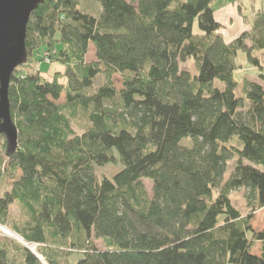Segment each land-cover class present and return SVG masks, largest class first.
I'll list each match as a JSON object with an SVG mask.
<instances>
[{
  "label": "trees",
  "instance_id": "1",
  "mask_svg": "<svg viewBox=\"0 0 264 264\" xmlns=\"http://www.w3.org/2000/svg\"><path fill=\"white\" fill-rule=\"evenodd\" d=\"M96 1L98 16L44 0L28 21L25 67L40 53L61 70L10 78L18 147L0 146V192L18 178L0 224L17 204L12 230L37 247L0 239V264H264V13L226 42L218 0ZM239 52L259 81L234 78Z\"/></svg>",
  "mask_w": 264,
  "mask_h": 264
},
{
  "label": "rangeland",
  "instance_id": "2",
  "mask_svg": "<svg viewBox=\"0 0 264 264\" xmlns=\"http://www.w3.org/2000/svg\"><path fill=\"white\" fill-rule=\"evenodd\" d=\"M127 1L135 2L136 0H127ZM233 1L234 0H219L217 3H221L220 12L223 14V10L224 11L227 10L230 7V5L233 3ZM241 1H242V6H241L242 9H240V7H239V9L237 8L236 10L238 11V14L236 15V13H234L231 20H229V22L231 25L232 22L238 21V19H240L244 23L248 22V25H246V26H248V28H249V26L252 24V22L264 13V0H257L256 2H255V0H253V3L251 2V0H241ZM78 2H79V9L82 13L89 14L92 16H98L101 12L100 4L96 0H78ZM214 6H215L214 8H216L217 4ZM227 15L224 16L225 21H223V22L227 21V19H228ZM194 32L198 33V29H197L196 25L194 26ZM225 38H228V37H225ZM85 61H86V63H91V62L95 61L93 45L89 46V52L85 58ZM236 63L240 67V72H237L234 75V78L237 81H239V80L241 81L243 79L259 81L258 80V75L260 74L259 70H257V69L255 70L253 67L251 68V66L247 63V59H246V56L244 53L239 52ZM25 66H26V64L19 67L16 70H19L23 74H35V71L38 70L40 72V74L44 78H47V79H50L55 72H58L61 70V68L58 65L51 64V63L48 64V63L44 62V60H41V54L40 53H38L36 55V59L34 58L32 60V63L30 64V66H28V67H25ZM191 66H192V64H190V63H188V65L183 64L182 69H184V70L190 69L191 70L192 69ZM250 70H253V73H251ZM103 82H104L103 77L99 76L97 79V86H99ZM112 83H113V86L116 90H120L122 88V79L119 75H115L112 77ZM216 84L219 86V88L223 87V85L218 83V82ZM55 103L58 105L63 104L64 103V95H62L61 98ZM82 119L84 121H82ZM85 122H86V119L84 117H82L81 114H79L78 118L72 122V127L74 128L76 133H78V134L82 133L81 127L84 125ZM0 146L1 147L3 146V148H2L3 154H5V142H4V139L2 136H0ZM234 166H235V160L228 163V167H227L228 169H227V172L225 174V179L228 178L230 173L233 171ZM17 178H18V176L16 178H14V180H16ZM13 181L10 180L8 183L6 182L5 187L0 192V196H2L3 193H5L11 189V184L13 183ZM144 185H145V188H146V191H147L149 197H151V195H152V191H151L152 183L148 180H145ZM231 197H232L233 205L239 211H241V213H243V215H247L249 213V210L246 206L244 190L232 193ZM15 226L16 227L21 226V224H20V207L17 204H14L11 206V208H10V219L7 221V223L5 225L0 224V227H3L2 228L3 232L0 231V239L5 240L8 243L12 244L17 250H19L20 247H25L30 252L33 251V249L35 250L36 248L34 246H31V245L26 243L28 245V247H26L23 244H21V242H20L21 239L19 238V236H17L18 234H15L12 230V228ZM252 226L256 229V231H261L262 229H264V223H262L261 217L256 216ZM94 242H95V245L98 249H100V250L103 249V245H102L101 241L95 240ZM12 257H13V255H12ZM77 259H78V257H77ZM77 259L76 258L75 259L69 258V261L74 262ZM42 263L47 264L44 261Z\"/></svg>",
  "mask_w": 264,
  "mask_h": 264
},
{
  "label": "water",
  "instance_id": "3",
  "mask_svg": "<svg viewBox=\"0 0 264 264\" xmlns=\"http://www.w3.org/2000/svg\"><path fill=\"white\" fill-rule=\"evenodd\" d=\"M44 0H0V136L5 155L17 151L18 131L10 115L8 89L16 69L27 63L25 35L31 14Z\"/></svg>",
  "mask_w": 264,
  "mask_h": 264
},
{
  "label": "crops",
  "instance_id": "4",
  "mask_svg": "<svg viewBox=\"0 0 264 264\" xmlns=\"http://www.w3.org/2000/svg\"><path fill=\"white\" fill-rule=\"evenodd\" d=\"M256 1L257 0H255V2ZM251 2L253 3V0H251ZM216 4H217V7L215 8V14H214L215 19L221 24V29H220L219 33L223 36V38L225 39L226 42L232 41L238 35H240L242 32H244L248 29V26H246V25H248V22L244 23L240 19H238V21L232 22L231 25L229 22V20H231L234 13H236V15L238 14V11L236 9L237 8L239 9V7H240V9H242L241 8V6H242L241 0H234L233 3L230 5V7L227 10H225V11L223 10V14L220 12L221 3H216ZM225 15L228 16V19L226 22H223V21H225V17H224ZM225 37H228V38H225ZM250 72L253 73V70H250ZM262 75L264 76V70L262 72Z\"/></svg>",
  "mask_w": 264,
  "mask_h": 264
},
{
  "label": "built area",
  "instance_id": "5",
  "mask_svg": "<svg viewBox=\"0 0 264 264\" xmlns=\"http://www.w3.org/2000/svg\"><path fill=\"white\" fill-rule=\"evenodd\" d=\"M3 227H0V231H2L3 232V229H2ZM31 246H34L35 248L37 247V245H31ZM41 259V258H40ZM42 261V260H41Z\"/></svg>",
  "mask_w": 264,
  "mask_h": 264
},
{
  "label": "bare ground",
  "instance_id": "6",
  "mask_svg": "<svg viewBox=\"0 0 264 264\" xmlns=\"http://www.w3.org/2000/svg\"><path fill=\"white\" fill-rule=\"evenodd\" d=\"M21 242V244H23L24 246H26V247H28V245L26 244V243H24V241H20Z\"/></svg>",
  "mask_w": 264,
  "mask_h": 264
}]
</instances>
